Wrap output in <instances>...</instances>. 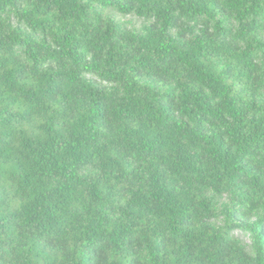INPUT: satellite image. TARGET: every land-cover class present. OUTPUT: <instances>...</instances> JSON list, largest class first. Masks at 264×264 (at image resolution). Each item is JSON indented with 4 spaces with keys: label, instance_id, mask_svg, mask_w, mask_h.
I'll list each match as a JSON object with an SVG mask.
<instances>
[{
    "label": "trees",
    "instance_id": "16d2710c",
    "mask_svg": "<svg viewBox=\"0 0 264 264\" xmlns=\"http://www.w3.org/2000/svg\"><path fill=\"white\" fill-rule=\"evenodd\" d=\"M259 35L264 0H0V264H264Z\"/></svg>",
    "mask_w": 264,
    "mask_h": 264
},
{
    "label": "rangeland",
    "instance_id": "374dc122",
    "mask_svg": "<svg viewBox=\"0 0 264 264\" xmlns=\"http://www.w3.org/2000/svg\"><path fill=\"white\" fill-rule=\"evenodd\" d=\"M103 14L104 16L112 17L115 22H118L128 31L130 30L133 32H138L140 27L142 26L141 20H138L137 18L132 16L120 17L116 16V14L112 11H105ZM12 22L15 24V21L12 20ZM226 26L233 31L236 29L235 25L229 22H227ZM259 38L264 44V35H259ZM225 205H230V199L227 195H222L214 199V206L218 212V217L213 221V224L215 227L220 228L224 231H226L227 226L230 224V221L228 220L227 216L223 213V207ZM227 233L228 238L238 243L247 251L249 250L251 241L248 239L247 235L238 230L227 231Z\"/></svg>",
    "mask_w": 264,
    "mask_h": 264
}]
</instances>
